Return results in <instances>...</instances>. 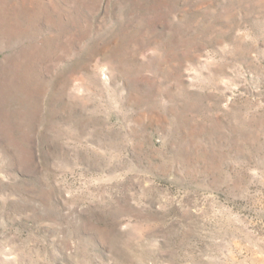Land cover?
I'll list each match as a JSON object with an SVG mask.
<instances>
[{
	"label": "rangeland",
	"instance_id": "obj_1",
	"mask_svg": "<svg viewBox=\"0 0 264 264\" xmlns=\"http://www.w3.org/2000/svg\"><path fill=\"white\" fill-rule=\"evenodd\" d=\"M0 264H264V0H0Z\"/></svg>",
	"mask_w": 264,
	"mask_h": 264
}]
</instances>
